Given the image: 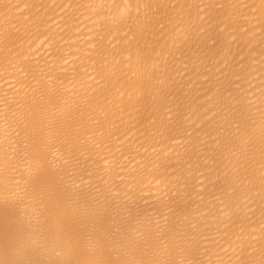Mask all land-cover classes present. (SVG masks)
Listing matches in <instances>:
<instances>
[{
  "label": "bare ground",
  "instance_id": "1",
  "mask_svg": "<svg viewBox=\"0 0 264 264\" xmlns=\"http://www.w3.org/2000/svg\"><path fill=\"white\" fill-rule=\"evenodd\" d=\"M0 264H264V0H0Z\"/></svg>",
  "mask_w": 264,
  "mask_h": 264
}]
</instances>
